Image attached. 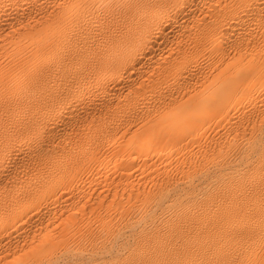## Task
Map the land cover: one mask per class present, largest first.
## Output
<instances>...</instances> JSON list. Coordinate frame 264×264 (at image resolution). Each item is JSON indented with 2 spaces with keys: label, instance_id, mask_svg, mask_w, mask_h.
<instances>
[{
  "label": "bare ground",
  "instance_id": "obj_1",
  "mask_svg": "<svg viewBox=\"0 0 264 264\" xmlns=\"http://www.w3.org/2000/svg\"><path fill=\"white\" fill-rule=\"evenodd\" d=\"M0 264H264V0H0Z\"/></svg>",
  "mask_w": 264,
  "mask_h": 264
}]
</instances>
